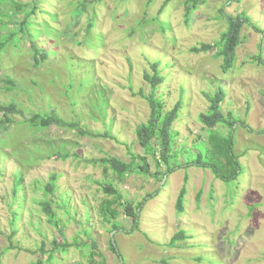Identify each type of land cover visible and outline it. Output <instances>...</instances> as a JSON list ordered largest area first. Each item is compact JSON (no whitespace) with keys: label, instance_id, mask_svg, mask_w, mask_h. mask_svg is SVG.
<instances>
[{"label":"rangeland","instance_id":"obj_1","mask_svg":"<svg viewBox=\"0 0 264 264\" xmlns=\"http://www.w3.org/2000/svg\"><path fill=\"white\" fill-rule=\"evenodd\" d=\"M20 1L34 12L22 35L0 55V79L8 76L16 84L5 92L0 82V103H17L26 118L53 108L89 135L55 125L12 124L5 131L0 124V264L45 261L46 254L32 252L42 242L50 250L54 237L62 241L40 210L44 199L64 225L66 242L76 239L79 247L57 252L52 264H89L91 245L104 264H264V65L257 62L264 64V0ZM242 15L250 25L242 26L234 63L224 72L215 49L200 48L219 40L228 27L225 17ZM10 18L17 20V15ZM154 62L164 77L156 90L164 110L181 102L172 125L174 149L192 155L190 148L205 137L199 122L209 104L205 95L219 92L224 97L222 113L237 120L236 180L221 182L209 170L179 167L187 154L163 177L156 172L164 173L165 166L156 167L151 157L146 158L149 175L133 173L123 182L110 172L104 177L99 159L129 162V151L144 155L134 129L148 118V104L138 93L150 92L143 74L151 73ZM63 155L68 158L61 159ZM52 174L58 176L56 189L45 196ZM16 175L22 176V187L14 200ZM184 176L187 191L177 214L175 200ZM108 181L136 208V229L123 207L113 206L115 230L100 218L99 205L111 199L100 183ZM12 214L14 249H9ZM177 232L184 238L168 246Z\"/></svg>","mask_w":264,"mask_h":264},{"label":"trees","instance_id":"obj_2","mask_svg":"<svg viewBox=\"0 0 264 264\" xmlns=\"http://www.w3.org/2000/svg\"><path fill=\"white\" fill-rule=\"evenodd\" d=\"M27 4L28 3L25 4L20 0H0V55L15 37L20 34L22 35V33L25 31L27 21L29 20L30 15L34 12L33 8H31L32 11L27 10ZM185 10L187 11L188 9ZM187 12H189V10ZM18 13L21 14V18H18ZM10 14H16L17 20H12L10 18ZM238 18L240 17H225L228 27L220 34L219 40L214 42L213 45H203L200 48L201 51L215 49V57L223 59L222 68L224 72L228 71L234 63L235 50L240 44V33L242 26L245 24L250 25V22L246 19L245 15H242L241 19ZM34 59H36L35 56ZM257 62L258 64L264 65L259 60ZM159 66L160 64L158 62L149 64L151 73L144 72L143 80L146 82V84H148L151 90L147 95H145L142 91H139L138 93V96L144 99L149 107L147 120L144 123L137 125L134 129L135 139L144 152V155L140 156L128 150L131 157L129 162H123L113 157H104L99 159L97 163L101 166L104 177H106L107 173L110 172L116 181L123 182L130 174L133 173H139L145 176L149 175V165L146 159L147 157L152 158L156 167L161 165L165 166L164 173L160 174L159 172H156L157 175L163 177L175 170V162L180 156L187 154L185 157L186 161L183 164H180L179 167L196 166L209 170L214 178L221 182L236 180L240 175V163L238 161L239 157L233 152L234 125L237 123V120L229 112H226L225 114L222 113L221 103L224 97L219 92L214 93L213 95H205V98L209 103L207 111L199 115V122L203 126L205 137L204 140H197V142L193 144V147L190 148L192 155L189 153L190 151H184V149H174L173 144L177 133L172 131V125L178 117V111L181 108V102H176L175 105L168 111L164 110L162 99L158 98L156 95L157 88L164 82V77L160 73ZM0 82L4 84L3 90L5 92L12 91L16 85L14 80L8 76H4L3 79H0ZM16 115L24 117L23 111L20 109L17 103H0V124L3 126L5 131L8 130V126H11L12 124H25L27 127H34L37 129H46L51 125H55L57 127L69 128L83 136L89 135L88 133L82 131L76 122L66 121L59 117L53 108L49 109L47 112L33 113L27 118L24 117V120L20 122H16L13 119V116ZM240 124L241 126L246 127L244 122ZM217 127H222L226 130V133H223L219 130L216 131ZM100 136L106 137L107 135L102 134ZM54 158H59V156L55 154ZM66 158H68L67 155L61 156V159ZM57 177L58 176L54 174L50 175L49 180L44 186L45 196L52 194L55 191ZM186 179V176H184L183 183L175 200V210L177 214H180L183 211V200L187 191ZM21 182L22 176L16 175L11 188V196L14 200L19 194H21ZM111 183V181H108L107 183H100L102 191L111 197V199H104L99 205L98 213L100 218L103 220V222L110 224L112 230H115L117 229L116 219L118 215L116 214V211L114 210L115 207L113 206L123 207L124 215L131 219V222L135 227L134 229H136L138 226V214L136 212V208H133L119 192V190L112 187ZM198 198L199 194L197 196V200ZM62 202L63 205H66V201L64 202L63 200ZM38 204L42 214L45 217L46 223L57 233L58 236H60V238H62V241L59 242L57 237H54L49 244L51 249L47 251L44 249L45 243L42 242L40 249L33 251L32 253L36 254L39 252L40 255L46 254V259L43 261L37 258L31 264H52L54 261V255L57 252H66L70 247H79L76 239H73L71 243H67L64 239V225L61 223L60 219L57 218L55 210H53L51 207V202L44 199ZM58 204L60 203L55 205L59 206ZM65 212L68 214L67 209ZM11 219V232L8 237V248L14 249L11 241L15 235L14 226L16 223V218L13 216V214ZM183 238L184 237L181 235V232L175 233L170 238L168 246H173L176 242ZM82 247L84 248L87 246L82 244ZM110 247L111 250L115 252V248L112 246L111 241ZM90 248L91 250L88 249L87 253V262L89 264H104L103 258L99 256L98 252L96 251V247L91 245ZM96 258H100L101 263L96 261Z\"/></svg>","mask_w":264,"mask_h":264},{"label":"water","instance_id":"obj_3","mask_svg":"<svg viewBox=\"0 0 264 264\" xmlns=\"http://www.w3.org/2000/svg\"><path fill=\"white\" fill-rule=\"evenodd\" d=\"M110 237H111L112 246L115 248V242H114V239H113V233H111ZM120 261H121V258H120Z\"/></svg>","mask_w":264,"mask_h":264}]
</instances>
